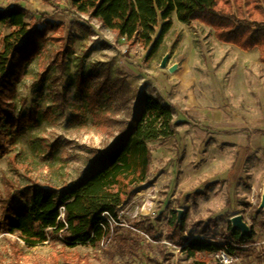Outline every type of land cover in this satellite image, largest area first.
<instances>
[{"label": "rangeland", "instance_id": "rangeland-1", "mask_svg": "<svg viewBox=\"0 0 264 264\" xmlns=\"http://www.w3.org/2000/svg\"><path fill=\"white\" fill-rule=\"evenodd\" d=\"M13 5L46 35L5 103L11 117L34 112L36 123L10 131L13 140L0 157V196L9 186H71L112 146L114 137L92 127L84 102L89 87L105 83L116 90L120 107L103 109L117 118L144 96L171 105L174 134L150 146L147 182L109 223L102 244L67 249L48 241L27 249L1 232L0 264H216L210 255L188 258L166 239L167 221L177 211L187 236L206 228L203 235L216 239L241 216L253 237L234 251L233 264H264V213L257 210L264 184V65L258 49L223 44L213 28L198 20L180 24L172 14L171 28L147 60L148 48L78 15L68 0H0V9ZM9 33L0 26V38Z\"/></svg>", "mask_w": 264, "mask_h": 264}, {"label": "trees", "instance_id": "trees-1", "mask_svg": "<svg viewBox=\"0 0 264 264\" xmlns=\"http://www.w3.org/2000/svg\"><path fill=\"white\" fill-rule=\"evenodd\" d=\"M68 1L78 15L97 20L126 43L148 48L147 60L161 46L171 28V15L175 14L180 24L198 20L213 28L216 39L223 44H233L244 51L257 48L259 62L264 65V0ZM26 15L16 5L0 9V26L10 28V33L0 38V157L7 153L13 140L12 127L20 129L36 123L34 112L13 118L5 111V103L14 97V84L24 77L26 66L39 55V40L46 35L44 29L31 26ZM104 84L89 87L84 102L90 110L92 127L114 137L112 146L99 152L71 186H9L0 196V233L15 236L27 249L48 241L67 249L97 247L106 241L109 222L102 215L107 214L111 221L118 219L119 210L147 182L152 158L150 146L167 141L174 134L172 106L156 97L138 98L123 118L107 114L103 106L113 104L118 108L120 101L116 90L106 89ZM60 208L63 219L59 218ZM184 223V220L177 222L176 214L169 219L166 239L186 257L211 255L221 247L201 241L192 233L187 236ZM205 233L206 228L201 229L200 234ZM252 237L250 234L241 238L238 232L229 229L220 240L232 254L250 243ZM60 264L72 263L66 260Z\"/></svg>", "mask_w": 264, "mask_h": 264}, {"label": "built area", "instance_id": "built-area-1", "mask_svg": "<svg viewBox=\"0 0 264 264\" xmlns=\"http://www.w3.org/2000/svg\"><path fill=\"white\" fill-rule=\"evenodd\" d=\"M118 215V214H117ZM109 223L113 222L111 221L110 217L107 214L102 215ZM59 218L63 219V208H60L59 210ZM201 241L208 242L210 244H219L221 247L218 249L217 252L211 254L212 258L214 259L216 264H233L236 261L235 255L229 254L228 248L226 247V244L220 240V238H209L205 235H198L195 236ZM233 248H237L235 244H232Z\"/></svg>", "mask_w": 264, "mask_h": 264}, {"label": "water", "instance_id": "water-1", "mask_svg": "<svg viewBox=\"0 0 264 264\" xmlns=\"http://www.w3.org/2000/svg\"><path fill=\"white\" fill-rule=\"evenodd\" d=\"M160 67L162 69L166 68V60L164 59L161 62ZM168 72L173 73L176 70V65H173L171 67H169ZM260 203L258 206V211H263L264 213V184H263V188H262V192L260 195ZM177 222L180 223L181 222V218H182V212L181 211H177ZM229 225L231 227V232L235 233L238 232L240 234L241 238H246V236L250 235V227L247 226V224H245V222L243 221L242 217L239 215L233 216L230 220H229Z\"/></svg>", "mask_w": 264, "mask_h": 264}]
</instances>
